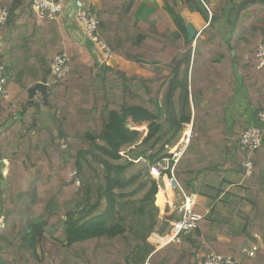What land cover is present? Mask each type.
Here are the masks:
<instances>
[{
  "label": "trees",
  "instance_id": "trees-1",
  "mask_svg": "<svg viewBox=\"0 0 264 264\" xmlns=\"http://www.w3.org/2000/svg\"><path fill=\"white\" fill-rule=\"evenodd\" d=\"M161 1L158 9L143 5L132 13L127 0H101L97 10L100 38L115 57L148 76L91 66L74 54L70 72L57 79L52 65L66 52L58 21L39 20L34 0H0L10 14L0 29L7 41L5 49L0 44V63L14 97L0 101V120L13 122L0 127V174L4 161L10 162L0 183V260L143 264L154 251L150 234L165 233L177 217L157 206L158 185L147 169L125 177L135 163L120 152L133 146L130 156L153 163L191 122L193 138L176 172L186 194L216 202L236 183L232 177L244 179L235 216L264 239V152L242 150L239 140L253 122L234 109L245 90L251 116L262 126L264 69H258L255 52L264 42V3ZM186 10L210 21L205 40L188 41L179 16ZM21 19L26 23L18 24ZM39 83L48 84L46 103L40 94L29 99ZM129 124H146L147 135ZM247 161L254 171L244 178ZM244 200L251 211L242 219ZM212 224L201 221L180 249L167 246L150 264H196L212 252L241 259L240 264H264V249L253 259L241 254L256 242L246 227L235 231L221 225L220 234L231 237L225 244L217 241Z\"/></svg>",
  "mask_w": 264,
  "mask_h": 264
},
{
  "label": "built area",
  "instance_id": "built-area-1",
  "mask_svg": "<svg viewBox=\"0 0 264 264\" xmlns=\"http://www.w3.org/2000/svg\"><path fill=\"white\" fill-rule=\"evenodd\" d=\"M78 10L75 11V22L83 31L84 37L91 42L99 54V63L101 65L111 66L115 55L108 44L102 40L98 34L99 19L95 9H93L92 0H76ZM72 0H34L33 9L39 20L58 21L66 13ZM211 13V12H210ZM9 10L0 6V29L6 25L9 20ZM2 34L0 32V42ZM258 69H264V42L261 43L255 52ZM70 57L67 54L59 55L55 58L51 74L57 79H63L70 72ZM8 76L7 68L0 63V101L9 100L10 94L7 92ZM48 85V84H46ZM259 121L262 126L250 127L240 138L241 148L245 152H255L261 150L264 145V110L259 113ZM128 128L134 131H140L136 125L129 124ZM193 122L187 124L179 140L172 147L168 148L162 158L155 162H150L148 158L140 156L134 158L129 152L134 148H124L120 155L128 161L142 165L149 171V174L158 185V194L164 195L165 192L177 193L180 206L169 202L171 213H177V219L172 222L171 227L164 233L153 232L148 237L149 243L154 245L157 250L169 246L181 244L183 237L196 230L199 223L203 220L196 211V194H186L184 188L177 178V167L184 156L187 148L193 138ZM244 178L252 176L254 165L251 161L244 163ZM2 169L0 174V183L8 176V171ZM158 196V195H157ZM4 229L3 220L0 218V231ZM256 239H260L255 235ZM259 250L258 245L243 250L248 258H255ZM145 264H150L149 260ZM196 264H240V260L231 255H222L210 253L203 260H198Z\"/></svg>",
  "mask_w": 264,
  "mask_h": 264
},
{
  "label": "crops",
  "instance_id": "crops-1",
  "mask_svg": "<svg viewBox=\"0 0 264 264\" xmlns=\"http://www.w3.org/2000/svg\"><path fill=\"white\" fill-rule=\"evenodd\" d=\"M128 2H129L128 6L130 5L132 7L131 8L132 13H135L143 5H146L152 9H158V8L162 7V1L161 0H135V1L129 0ZM181 2H182V0H181ZM100 3H101V0H92V4H93V7L95 8L96 12L100 7ZM212 6H215V2L212 3L211 7ZM212 14H213V12L211 11L210 19L212 17ZM169 16L173 21H175L176 16H173L170 13H169ZM179 16L184 20L183 22H184V25L186 27H187V25L190 24L196 29V31L198 32V36L196 37V40L198 38L205 40V36H203V32L209 26L210 21L207 22L206 19L199 13H190L187 10L184 11L183 13L179 14ZM24 23H26V19H21L20 21H18V24H24ZM58 24H59L61 34H62V37L64 40V46L66 49L65 54H67L69 57L76 54V55L82 57V59L85 63H88L91 66H95V64L99 61V54H98L96 48L94 47V45H92L91 42L88 41L84 37L83 31L78 26V24L74 20H72L70 14H67V12L64 13L61 16V18L58 20ZM222 27L225 28V25H222ZM196 40H195V42H196ZM6 42H7L6 38H3V40L0 42L2 49H5ZM93 48H95V50H93ZM107 67H117V68L121 69L122 71L126 72L128 75L133 74V73H131L133 71V69H136L137 73L138 72L140 74L145 73V75L148 74V73L142 71L141 69H139L138 66L130 64L128 62H125L117 56L113 59L111 66H107ZM242 92L243 93L238 96V98L234 104V109L237 110L238 112H240L242 115H245L246 117L249 116V119L252 120V122H253L250 127L257 126L258 122H256V119H254L251 116L252 115V112L250 109L251 107L248 105V102L245 98L247 93L245 90ZM12 123H13L12 121L0 120V127L3 130L4 128L6 129L8 126H10ZM261 151L264 152V145H263V148L261 149ZM232 178H234L235 181L237 180L236 176H234ZM244 182H245L244 179H242L241 182L235 183L230 187L242 186L244 184ZM196 196H197V205H196V211L197 212H198V206H199V199L201 197L204 199L205 205L209 204V206L206 207L207 209H205V211H203L202 213H199V212L198 213L201 216H203L202 221L206 220V222H207L208 220H212L213 224H212L211 230H212V233L217 236L216 239L218 242L229 244L231 241V237L229 235L220 234V226L221 225L225 224V226H226V225L230 224L231 229H236L235 231L241 230L242 228L245 229L246 226H244L242 221L238 219V216H235V213L237 214V212H234L231 215L225 214L222 218H227V221L223 224L220 223L218 229L214 228V225L219 224V222H217V219L215 218V215H214V214H216L217 205L219 204V202L224 203L226 206L230 205L234 209L233 205H235L237 207L239 205V203L238 204L237 203L228 204L227 200H228V198H230V199L235 198V200L238 199L240 201L239 192H237V194H234V193L230 194L227 190L226 195L220 197V199L216 202H214L213 200H211L207 197H204V196H200V195H196ZM245 197H247L248 198L247 200H249L248 196H245ZM178 199H179V195L177 193L165 192L164 195H162V204H163V207H161L162 213H164L165 208H169V210L171 209L169 202L172 204H176L177 206H180V202L178 201ZM240 204H241L240 205L241 206L240 211H242V212H240L241 214H239V216L240 217L242 216L245 219V216H247L246 213L251 211V205H250L249 201H246V200H244L243 203H240ZM234 211H235V209H234ZM217 212H218V210H217ZM170 213H171V210H170ZM171 214L176 216V217L178 216L177 213H171ZM210 215H211V217L208 218ZM219 216H221V215L219 214ZM235 223H238V224H236V227H235ZM249 228L246 227L245 230H248V232H250L253 235L254 239L256 240V242L254 244H252L249 248H251L254 245H258L259 250H263L264 249V239L254 229H252L251 227H249ZM187 235L184 236L181 244L169 245V246L174 247L176 249H180L182 247L183 241L185 240V237ZM255 235H258L260 239H256ZM152 246L154 247V251L152 252L150 257L148 258L149 262H150V258L154 254H156L157 252H159L163 248L167 247V246H165V247L157 250L154 245H152ZM244 249H246V248H244ZM243 250L241 251L242 256L245 258H248L244 254ZM200 257H204V254L201 255ZM148 260H146L143 264H145ZM239 260H241V259H239ZM0 263L1 264H7L5 261H2V260H0ZM240 263H241V261H240Z\"/></svg>",
  "mask_w": 264,
  "mask_h": 264
},
{
  "label": "rangeland",
  "instance_id": "rangeland-1",
  "mask_svg": "<svg viewBox=\"0 0 264 264\" xmlns=\"http://www.w3.org/2000/svg\"><path fill=\"white\" fill-rule=\"evenodd\" d=\"M127 1H129V0H127ZM133 1H135V0H133ZM179 1V3L180 4H182V2H181V0H178ZM183 1V0H182ZM219 1V0H218ZM218 1H215V6H212V7H210V11H214L215 9H216V7H217V5H218ZM237 1H239V2H241V1H245V0H237ZM128 4H129V2H128ZM179 4V6H181ZM129 6H127V8H128ZM132 8V7H131ZM131 8L129 9L130 10V12H131ZM181 14V13H180ZM181 18V17H180ZM175 20H177V17L175 18ZM181 20H182V22L184 21L182 18H181ZM184 23V22H183ZM226 22L225 21H223V23L222 24H225ZM97 63H99V62H97ZM99 65H101L100 63H99ZM104 66H106V65H104ZM137 70L136 69H133V71L131 72V73H133V74H138V75H144V76H148V74H146L145 75V73H137L136 72ZM166 74H168V73H166ZM14 99V97H13V95H10V98H9V100L7 99L6 101H11V100H13ZM132 125V124H131ZM135 125V124H134ZM137 127H139V130L140 131H142L143 132V137H145L146 135H147V132H148V129H147V125L146 124H143V125H136ZM4 163H5V167L3 168L5 171L7 170L8 172H9V168H10V162L8 161V160H5L4 161ZM95 167H97V166H95ZM143 167H142V165H140V164H135L134 166H132L126 173H125V177L126 178H131L132 176H134V175H137V174H139V172H141ZM3 170V171H4ZM2 171V170H1ZM99 171H102L101 169H98V172ZM93 173H89V175H92ZM95 177V176H94ZM146 176H143V177H141V180H145L146 178H145ZM148 178V177H147ZM95 180L97 181L98 179L95 177ZM232 180L234 181V182H236V183H238L237 181H235L234 180V178H232ZM140 182V181H139ZM138 182V183H139ZM137 183V184H138ZM137 184H135L136 186H139V185H137ZM77 188H78V190L79 189H81L83 186L82 185H80L79 186V182L77 183ZM135 187H133V189H134ZM240 186H235V187H230L229 189H227L228 190V192L230 193V194H237V192H239L240 190ZM143 194V193H142ZM142 194H139V195H137L136 197H138V198H141V196H142ZM228 204H230V203H239V200L238 199H236L235 200V198H228ZM156 204H157V206H159V207H163V204L161 205H159L158 204V201L156 202ZM209 206V204H207V205H205V203H204V199L201 197L200 199H199V206H198V212L199 213H202L203 211H205V209H207L206 207H208ZM217 210H218V212H217ZM217 210H216V214H214L215 215V218L217 219V222H219V224L218 225H214V228H217L218 229V227H219V225H220V223H225L226 221H227V218H222L225 214H227V215H231V214H233L235 211H234V209L230 206V205H225L224 203H222V202H219V204L217 205ZM220 210V211H219ZM219 214L221 215V216H219ZM239 214H241L240 212H239ZM211 217V215L208 217V218H210ZM207 218V219H208ZM241 218L242 219H244L242 216H241ZM204 221H206V220H204ZM236 224H238V223H235V227H236ZM155 232H158L159 233V231L158 230H155ZM161 234H164V233H161ZM184 238V237H183ZM212 253H215V252H212ZM210 254V253H209ZM203 258V257H202ZM1 264V263H0Z\"/></svg>",
  "mask_w": 264,
  "mask_h": 264
},
{
  "label": "water",
  "instance_id": "water-1",
  "mask_svg": "<svg viewBox=\"0 0 264 264\" xmlns=\"http://www.w3.org/2000/svg\"><path fill=\"white\" fill-rule=\"evenodd\" d=\"M250 2H254V1H260L262 3H264V0H248ZM131 6L129 5L128 9H130ZM78 10V5H77V1L76 0H72V2L69 4V8L66 10L67 14H70L72 20H75V11ZM187 33H188V41L189 42H195L196 37L198 36V32L196 31V29L192 26V25H187ZM93 50H95V48H93ZM234 54V53H233ZM40 94L43 99L44 102H47V85L43 84V83H39L37 85H35L33 88H31L29 90V99L32 102L33 99ZM80 185H83V181H81ZM161 196L160 194H158L157 196V200H158V204H162L161 202Z\"/></svg>",
  "mask_w": 264,
  "mask_h": 264
},
{
  "label": "bare ground",
  "instance_id": "bare-ground-1",
  "mask_svg": "<svg viewBox=\"0 0 264 264\" xmlns=\"http://www.w3.org/2000/svg\"><path fill=\"white\" fill-rule=\"evenodd\" d=\"M161 202H162V196H161Z\"/></svg>",
  "mask_w": 264,
  "mask_h": 264
},
{
  "label": "clouds",
  "instance_id": "clouds-1",
  "mask_svg": "<svg viewBox=\"0 0 264 264\" xmlns=\"http://www.w3.org/2000/svg\"><path fill=\"white\" fill-rule=\"evenodd\" d=\"M158 201V200H157Z\"/></svg>",
  "mask_w": 264,
  "mask_h": 264
}]
</instances>
